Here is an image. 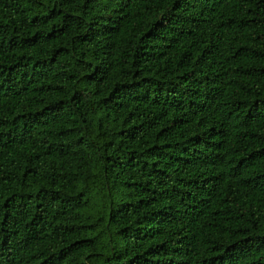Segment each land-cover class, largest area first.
<instances>
[{"label": "trees", "instance_id": "16d2710c", "mask_svg": "<svg viewBox=\"0 0 264 264\" xmlns=\"http://www.w3.org/2000/svg\"><path fill=\"white\" fill-rule=\"evenodd\" d=\"M0 264H264V0H0Z\"/></svg>", "mask_w": 264, "mask_h": 264}]
</instances>
